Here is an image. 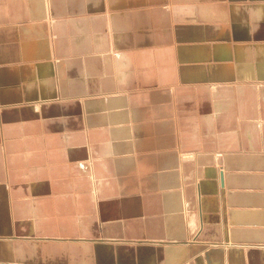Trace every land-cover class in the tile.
I'll return each mask as SVG.
<instances>
[{
  "label": "crops",
  "instance_id": "0c3cea01",
  "mask_svg": "<svg viewBox=\"0 0 264 264\" xmlns=\"http://www.w3.org/2000/svg\"><path fill=\"white\" fill-rule=\"evenodd\" d=\"M0 264H264V0H0Z\"/></svg>",
  "mask_w": 264,
  "mask_h": 264
}]
</instances>
